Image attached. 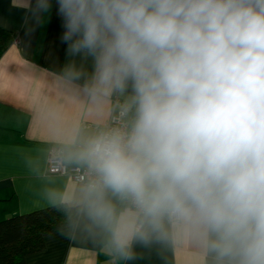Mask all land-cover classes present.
Masks as SVG:
<instances>
[{
  "label": "clouds",
  "instance_id": "1",
  "mask_svg": "<svg viewBox=\"0 0 264 264\" xmlns=\"http://www.w3.org/2000/svg\"><path fill=\"white\" fill-rule=\"evenodd\" d=\"M54 7L88 101L121 127L61 149L94 179L68 229L133 240L181 234L213 264H264V0H37ZM114 200L118 203H114Z\"/></svg>",
  "mask_w": 264,
  "mask_h": 264
},
{
  "label": "crops",
  "instance_id": "2",
  "mask_svg": "<svg viewBox=\"0 0 264 264\" xmlns=\"http://www.w3.org/2000/svg\"><path fill=\"white\" fill-rule=\"evenodd\" d=\"M0 28L14 39L0 57V221L78 198L81 184L47 172L58 149L66 168L87 166L61 149L76 128L86 135L104 128L116 103L91 104L76 71L88 63L69 57L61 42L54 7L39 11L37 0H0ZM114 203H118L114 200ZM24 264H213L212 257L181 234L133 240L127 254L98 230L58 227Z\"/></svg>",
  "mask_w": 264,
  "mask_h": 264
},
{
  "label": "trees",
  "instance_id": "3",
  "mask_svg": "<svg viewBox=\"0 0 264 264\" xmlns=\"http://www.w3.org/2000/svg\"><path fill=\"white\" fill-rule=\"evenodd\" d=\"M13 35L0 28V57ZM66 204H58L0 221V264H24L26 256L43 248L44 238L66 225Z\"/></svg>",
  "mask_w": 264,
  "mask_h": 264
},
{
  "label": "built area",
  "instance_id": "4",
  "mask_svg": "<svg viewBox=\"0 0 264 264\" xmlns=\"http://www.w3.org/2000/svg\"><path fill=\"white\" fill-rule=\"evenodd\" d=\"M119 105L120 103L117 102L102 131L109 128L121 127L123 125L126 118L122 116ZM47 172L52 175L69 176L75 183L83 186L94 179L93 174L87 167L66 168L62 163L61 153L58 149L52 151L48 158Z\"/></svg>",
  "mask_w": 264,
  "mask_h": 264
}]
</instances>
